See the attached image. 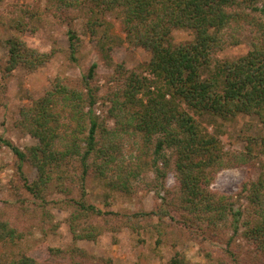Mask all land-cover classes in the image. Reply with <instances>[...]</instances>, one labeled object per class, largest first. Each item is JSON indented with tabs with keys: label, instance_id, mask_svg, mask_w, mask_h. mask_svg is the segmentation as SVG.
I'll use <instances>...</instances> for the list:
<instances>
[{
	"label": "trees",
	"instance_id": "obj_1",
	"mask_svg": "<svg viewBox=\"0 0 264 264\" xmlns=\"http://www.w3.org/2000/svg\"><path fill=\"white\" fill-rule=\"evenodd\" d=\"M56 3L57 10L66 7L84 16L86 33L96 42L108 65L114 67L112 80L121 86L112 91L108 100L116 127L108 128L95 110L100 91L94 85L96 64L80 84L58 76L42 97L21 110L19 127L37 144L23 150L0 133V145L11 149L17 158V174L25 176L26 163L38 172L32 184L24 179L28 192L41 197L54 180L70 177L73 165L72 179L83 186L93 174L110 192L133 194L145 181L144 185L161 195L173 172L179 184L176 198L164 196L161 209L124 218L157 217V231L162 237L166 233V219L176 222L174 210L183 211L182 220L197 227L206 225L216 230L231 224L234 235H238L242 226L243 238L255 246V257L264 261V165L259 178L243 186L250 211L245 216L241 209H236L233 197L212 190L219 172L236 164L229 163L221 140L199 121L207 113L224 119L245 114L258 117L264 126V0ZM111 17L119 23L125 37L113 32L115 23ZM45 20L42 10L31 9L0 18V25L17 33L7 40L9 58L0 80V96L16 69L36 71L54 56V52H41L29 46L23 38L24 33L37 31ZM177 28L194 30L195 40L171 45L169 39ZM245 35L251 40L249 52L236 60L218 63L206 75L204 71L212 65L214 54L240 44ZM68 39L69 60L78 63L84 41L74 28H70ZM126 44L152 54L144 71L152 77L129 70L124 64H114L113 51ZM126 144L129 153L124 151ZM260 145L264 148V138ZM148 174H153L150 182L146 180ZM76 205L79 211L71 220L75 240L96 241L102 232L92 223L79 230V218L89 214L120 217L119 213L103 212L85 199ZM21 237L9 221L0 218V244L14 246ZM234 242L236 239L231 238L227 243L233 263L250 264L240 250L234 251ZM11 264L41 263L22 255ZM168 264L191 263L184 253L177 252Z\"/></svg>",
	"mask_w": 264,
	"mask_h": 264
},
{
	"label": "rangeland",
	"instance_id": "obj_2",
	"mask_svg": "<svg viewBox=\"0 0 264 264\" xmlns=\"http://www.w3.org/2000/svg\"><path fill=\"white\" fill-rule=\"evenodd\" d=\"M56 1L0 0V18L17 14L21 9L42 10L46 19L43 26L35 32L24 33L23 38L29 46L41 52H54L51 60L36 71L16 69L7 79V88L0 96V133L23 150L37 144V141L19 127L21 110L42 97L58 76L65 77L72 84H80L93 64L97 65L94 85L100 89L95 110L108 128L116 127L115 120L110 116L111 103L108 100L112 91L121 86L112 80L114 67L108 65L96 42L86 33L84 16L66 7L57 10L54 7L58 3ZM110 19L115 23L113 32L125 37L119 23L113 17ZM70 28L77 30L84 41L78 63H72L68 57ZM15 34L8 26L0 25V80L9 58L7 40ZM195 38L194 30L177 28L169 43L173 46L188 44ZM250 43L249 36L245 35L240 44L214 54L212 65L204 71L206 75L214 71L218 63L246 55ZM151 58L152 54L146 49L128 44L113 51L115 65L124 64L127 69L149 77L152 76L144 71ZM199 121L221 140L225 152L229 154V163L236 164L219 172L212 190L233 197L236 209H241L245 216L250 215L243 186L246 182L256 181L264 165V148L260 145L264 138L263 124L258 117L245 114L224 119L207 113L199 117ZM127 141L130 142V138ZM128 149L129 144H126L125 153ZM16 162L11 149L0 145V218L9 221L22 235L14 246L0 244V264H11L13 259L22 255L34 257L41 264H168L177 252L184 253L191 264H234L227 251L231 238L236 239L234 251L240 250L243 258H249L250 264H264L261 257H255V246L243 238L245 228L242 226L238 235H234L231 224L221 225L216 230L206 225L197 227L186 224L184 218L182 220L180 214L183 211L174 210L176 222L166 219V233L163 232L165 237H162L157 231V217L124 218L134 213H151L161 209L164 196L176 198L179 184L173 172L166 180L167 190L161 195L144 185L145 181L135 193L126 194L108 191L93 174L84 186L81 185L72 179L75 170L72 165L70 177L62 180L63 183L54 180L38 197L28 192L24 180L27 178L32 184L38 177L37 170L26 163L23 177L17 174ZM152 179L153 174H148L146 180L150 182ZM81 199L105 213L120 214V217L89 214L79 218V230L91 223L102 230L96 241L74 238L71 220L79 211L76 202ZM160 239L161 242H158Z\"/></svg>",
	"mask_w": 264,
	"mask_h": 264
}]
</instances>
